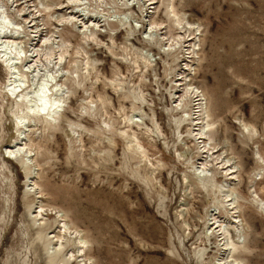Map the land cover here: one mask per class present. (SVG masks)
Listing matches in <instances>:
<instances>
[{
    "label": "rangeland",
    "instance_id": "374dc122",
    "mask_svg": "<svg viewBox=\"0 0 264 264\" xmlns=\"http://www.w3.org/2000/svg\"><path fill=\"white\" fill-rule=\"evenodd\" d=\"M0 19L29 90L60 96L17 132L0 56V264H264V0H0Z\"/></svg>",
    "mask_w": 264,
    "mask_h": 264
},
{
    "label": "bare ground",
    "instance_id": "6f19581e",
    "mask_svg": "<svg viewBox=\"0 0 264 264\" xmlns=\"http://www.w3.org/2000/svg\"><path fill=\"white\" fill-rule=\"evenodd\" d=\"M3 23H4V21H2V24ZM8 37L13 38L14 34L10 33L8 35ZM5 42H7V41H5ZM2 45H3V43H0V49H1L0 53L2 54L0 56L4 57L3 58L4 65L6 66L8 74H10V77L8 79L9 85L7 88H8V92L10 93V95L13 98V107H12L11 111H12L13 115L16 117V121H15V125H14L15 129L17 130V132H20L25 127L31 126L32 119L34 120L35 123H36V121H38V123H39V121H41L42 123H45V127H46L50 123V121H52L56 117V115L58 114L57 108L60 109L59 108L60 107L59 106L60 96L58 98V96H56V94H53V92H51L52 88H57V84L56 83L54 84L52 82L53 84H51L49 86L48 83L50 81L45 79L42 81L43 84L37 90L34 89V90L30 91L28 83L26 84V82H25V80L28 82L29 78H26V76H24L25 74L22 75L18 72L20 70L19 67L22 64L23 59H21L19 62V65H17L16 64L17 63L16 58H17L18 54L16 52H13L14 47H12V45H11V46H7L6 49H4V48L2 49V47H3ZM17 109L19 111H17ZM20 112L22 114H19ZM19 137L20 136L16 137L13 140L12 144L8 146L7 152H8L9 158L8 157H6V158H8L10 160H15L18 164H20L22 167H24V173H25L26 178L31 179L32 178V176H31V170L32 169H31L30 164H29V158H30L29 157L30 153L28 151L29 148L24 149V147H20L21 144L25 146L26 143L23 142L21 139H19ZM40 211L41 210L36 212L35 217L42 215V212H40ZM65 229L68 230V232H70L69 227L65 228ZM38 234H39V236H40V234L43 235V233H40V231L38 232ZM71 234H74V231ZM78 240L80 243L85 242L81 238H78ZM73 244L75 245V243H73ZM54 249H57V247H54Z\"/></svg>",
    "mask_w": 264,
    "mask_h": 264
}]
</instances>
